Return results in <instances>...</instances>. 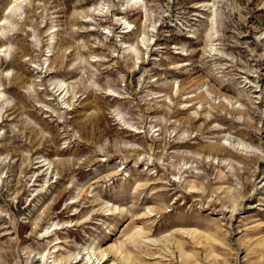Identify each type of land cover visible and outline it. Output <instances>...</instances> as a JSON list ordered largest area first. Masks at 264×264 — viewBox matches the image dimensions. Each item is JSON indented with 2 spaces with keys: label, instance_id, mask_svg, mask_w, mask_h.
Here are the masks:
<instances>
[{
  "label": "rangeland",
  "instance_id": "374dc122",
  "mask_svg": "<svg viewBox=\"0 0 264 264\" xmlns=\"http://www.w3.org/2000/svg\"><path fill=\"white\" fill-rule=\"evenodd\" d=\"M23 1L0 39V264H264V0Z\"/></svg>",
  "mask_w": 264,
  "mask_h": 264
},
{
  "label": "bare ground",
  "instance_id": "6f19581e",
  "mask_svg": "<svg viewBox=\"0 0 264 264\" xmlns=\"http://www.w3.org/2000/svg\"><path fill=\"white\" fill-rule=\"evenodd\" d=\"M10 1H13V3L8 7V12L6 13V15H5V17L1 20V23H0V25H1V27H0V39L2 38V37H4L5 35H6V29L9 27V26H12L13 25V22H12V17H14V16H16L17 15V13L18 12H20L21 10H22V7H23V5H24V1L23 0H10ZM31 2V1H30ZM130 3H133V5H143L144 4V0H127L126 1V4L128 5V4H130ZM146 3V2H145ZM131 5V4H130ZM209 9H210V7H209ZM88 12V11H87ZM217 15V14H216ZM82 16V15H81ZM88 19V18H87ZM120 20H124V17H121V18H119V16H118V18H117V21H120ZM149 20V15H148V13L146 14V22ZM28 22V21H27ZM85 22H87V21H85ZM90 22V21H89ZM29 23V22H28ZM124 23L127 25V30H125V31H123V32H125V33H130V32H133L134 31V26H132V23H130V22H128L127 20H124ZM145 23V22H144ZM212 23H213V21H212ZM215 24V23H214ZM28 27H29V25H27ZM26 26V27H27ZM90 26V25H89ZM145 26V25H144ZM213 26V25H212ZM23 27H25V25L23 26ZM214 27V26H213ZM21 28V27H20ZM19 28V29H20ZM71 28H72V26H71ZM100 28V27H99ZM215 28V27H214ZM109 29V28H108ZM24 30V29H23ZM212 30V29H211ZM214 30V29H213ZM21 31V30H20ZM89 31V30H88ZM109 31V30H108ZM83 32V31H82ZM107 32V31H106ZM104 33V32H103ZM110 33V32H109ZM29 34V33H28ZM54 35V34H53ZM143 35V34H142ZM216 35V34H215ZM59 36V35H58ZM208 36L210 37V38H213L214 37V35H213V32L212 31H210L209 32V34H208ZM55 38L53 37V38H51V41H50V43H54V40ZM57 40H59V39H57ZM62 40V39H61ZM3 41V40H2ZM66 41H68V40H66ZM151 41H152V38L151 37H148V35H147V32H146V26H145V28H144V35H143V37L141 38V39H138V42L136 43V44H132V45H129V46H126L127 47V51L129 52V54L130 55H132L133 57H137V58H139V54L141 53V50H142V47H141V45H139V43L141 42V44H143L145 47H146V49H149V47H150V45H151ZM36 42H38L37 41V39H36ZM59 42H62V41H59ZM1 43V42H0ZM133 43V42H132ZM63 44V43H62ZM63 45H66V43H65V40H64V44ZM57 46V45H56ZM213 46V45H212ZM215 46V45H214ZM52 47V46H51ZM211 47V46H210ZM11 49H12V46H7V47H3V46H0V56H4V55H10V53H11ZM57 49V48H56ZM59 49V48H58ZM79 49V48H78ZM67 50V49H66ZM65 51V50H64ZM20 52V51H19ZM62 53H65V52H63V51H61ZM24 53V52H23ZM80 53V52H79ZM54 55V54H53ZM57 55V54H56ZM16 56V55H15ZM55 56V55H54ZM62 56H64L63 54H62ZM21 57H23V56H21ZM33 57V56H32ZM58 57V56H57ZM59 57H61L60 55H59ZM58 57V58H59ZM65 57V56H64ZM98 57V56H97ZM29 60V59H28ZM33 60V59H32ZM35 60V59H34ZM65 59L63 58V61H64ZM94 60V59H93ZM2 61V60H1ZM18 61V60H17ZM49 61V60H48ZM47 61V62H48ZM52 62H54V61H52ZM32 63V62H31ZM51 63V62H50ZM53 64H56V63H53ZM63 64V63H62ZM138 64V63H137ZM77 65V64H76ZM54 65H52L51 64V66L50 67H53ZM181 66H185V64H182V65H180L179 67H181ZM49 67V68H50ZM58 68V67H57ZM97 68V67H96ZM51 69V68H50ZM75 69V68H74ZM89 69V68H88ZM98 69V68H97ZM56 71V70H55ZM64 71V70H63ZM5 72V71H4ZM87 72V71H86ZM16 73V72H15ZM47 73V72H46ZM51 73V72H50ZM91 73V72H90ZM3 74V73H2ZM52 74V73H51ZM7 75L8 76H10L11 75V73H10V71H8L7 72ZM22 75V74H21ZM48 75V74H47ZM82 77H83V75H81ZM96 76V75H95ZM41 77V76H40ZM92 77H94V76H92ZM23 79H24V77H22ZM44 78V77H43ZM84 78V77H83ZM82 78V79H83ZM36 79V78H35ZM34 79V80H35ZM98 79V78H97ZM13 80V79H12ZM18 80V79H17ZM85 80V79H84ZM83 81V80H82ZM68 82H64V81H61L60 82V85L58 86V89H56V91L58 90L59 92H60V90H62V92L63 91H65L66 89V94H64L65 96H64V98L66 97H68V96H70L69 95V92H70V90L68 89V87H69V85L70 84H67ZM10 84V83H9ZM85 84V83H84ZM40 85H42V84H40ZM46 85V84H45ZM34 86H36V85H34ZM72 86V85H71ZM84 86V85H83ZM2 87V84H0V112L6 107V106H8L11 102L9 101V99L8 98H6V96H5V94H4V92L2 91V89L3 88H1ZM6 87V86H5ZM167 87H168V90H170V91H172V90H174V88L176 87V93H175V95L177 94V93H181V85H179V82L178 81H175V86H173V85H167ZM73 88V87H72ZM103 89V88H102ZM108 89V88H107ZM110 89V88H109ZM167 90V89H166ZM175 91V90H174ZM61 92V93H62ZM91 92V91H90ZM96 92V91H95ZM75 93V92H74ZM73 93V94H74ZM77 93V92H76ZM171 93V92H170ZM38 94H39V92H38ZM95 94V93H94ZM115 94H116V92H115ZM195 94V93H194ZM90 95V94H89ZM173 95V94H172ZM171 96V95H170ZM195 96L196 95H192L191 97L195 100ZM225 96V95H224ZM17 97V96H16ZM190 97V96H189ZM190 97V98H191ZM199 97V96H198ZM203 97V96H202ZM255 97V96H254ZM170 98V100L173 98V97H169ZM226 98H227V96H226ZM19 99V98H18ZM52 99V98H51ZM53 99H54V97H53ZM184 99V98H183ZM189 99V98H188ZM200 99V98H199ZM206 99V98H205ZM65 100V99H64ZM69 100V99H68ZM181 100V99H180ZM190 100V99H189ZM45 101V100H44ZM15 102H16V100H15ZM50 102V101H49ZM197 102V101H196ZM202 102H203V98H202ZM205 102V101H204ZM18 103V102H17ZM61 103H62V101H61ZM166 103V102H165ZM195 103V102H194ZM206 103V102H205ZM223 103V102H222ZM67 104V106H66V108L68 107V106H70L71 104L69 103V102H67L66 103ZM196 104V103H195ZM14 105V104H13ZM12 105V106H13ZM202 105V104H201ZM240 105V104H239ZM16 106H18V105H16ZM84 106V105H83ZM169 106V105H168ZM219 106V105H218ZM220 106H222L221 104H220ZM226 106V105H225ZM10 107V106H9ZM217 107V106H216ZM223 108H224V106H222ZM228 107V106H227ZM227 107H225V108H227ZM19 108H20V106H19ZM18 108V109H19ZM22 108V107H21ZM196 108V107H195ZM198 108V107H197ZM221 108V107H220ZM12 109V108H11ZM70 109V108H69ZM15 110V109H14ZM71 110V109H70ZM9 111V110H8ZM15 112V111H14ZM13 113V112H12ZM2 113H0V115H1ZM19 114V113H18ZM10 117V116H9ZM5 121V119H3L2 120V123ZM17 121V120H16ZM75 126V125H74ZM72 128V127H71ZM39 130V129H38ZM37 130V131H38ZM36 131V130H35ZM80 131V130H79ZM21 132V131H20ZM77 132V131H76ZM141 132V131H140ZM39 132H37V134H38ZM4 136H6V135H4ZM19 136V135H18ZM45 136V135H44ZM38 137H36V139H37ZM47 138H48V136H47ZM39 139V138H38ZM34 140V139H33ZM226 140V139H225ZM36 141V140H35ZM38 141V140H37ZM63 160V159H62ZM57 161V160H56ZM68 161V160H67ZM41 162V161H40ZM60 162V161H59ZM64 161H62V163H63ZM39 163V162H38ZM42 163V162H41ZM47 163H49L50 164V167H51V165L53 164L52 162H47ZM66 163V162H65ZM65 163H63L64 165H65ZM69 164V163H68ZM54 165V164H53ZM52 165V166H53ZM41 166V165H40ZM43 166V165H42ZM45 166V165H44ZM63 166V165H62ZM61 166V167H62ZM49 167V168H50ZM66 167V166H65ZM58 168V167H57ZM22 172V171H21ZM51 173V172H50ZM35 175V174H34ZM1 178V177H0ZM19 182V181H18ZM191 188H193V186H191ZM52 208V207H51ZM114 209V208H113ZM112 209V210H113ZM116 210L117 209H119L118 207H116L115 208ZM149 210V212L151 211V209H148ZM139 231H141L140 229H139ZM139 231L137 232V233H135V234H133L132 236H130V239L132 240V242L134 243V244H136L137 243V241H138V237L140 236V233H139ZM99 257L97 256V248L96 247H92L91 248V250L88 252V256H87V260L86 261H88V262H94V260H96V262L99 264V263H101L102 262V260L105 258V256H106V253L104 252V251H100L99 252ZM46 256H43V260H45L46 258H45ZM94 259V260H93ZM61 261H58V260H55V262H54V264H61L60 263ZM86 264V263H85Z\"/></svg>",
  "mask_w": 264,
  "mask_h": 264
}]
</instances>
